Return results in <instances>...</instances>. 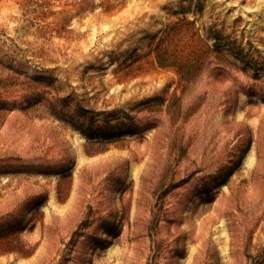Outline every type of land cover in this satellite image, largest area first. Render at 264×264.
I'll use <instances>...</instances> for the list:
<instances>
[{
  "label": "rangeland",
  "instance_id": "obj_1",
  "mask_svg": "<svg viewBox=\"0 0 264 264\" xmlns=\"http://www.w3.org/2000/svg\"><path fill=\"white\" fill-rule=\"evenodd\" d=\"M178 24L189 77L156 61ZM77 102L135 133L88 139ZM13 218L33 252L0 264H264V0H0Z\"/></svg>",
  "mask_w": 264,
  "mask_h": 264
},
{
  "label": "trees",
  "instance_id": "obj_2",
  "mask_svg": "<svg viewBox=\"0 0 264 264\" xmlns=\"http://www.w3.org/2000/svg\"><path fill=\"white\" fill-rule=\"evenodd\" d=\"M189 25L192 24V22H187ZM180 25H174L170 31H168L164 37L161 39L158 49H157V55H156V61L160 67L163 68H172L174 69L181 77H189L192 75L193 71H196V67L199 63V56L198 55H190V52H187L183 55V51L181 54H179V49H183L184 45L178 44L174 45L168 48H165V43L169 42L171 39L179 37L182 33L180 30ZM217 38H214V42L212 45H209L208 42H204L202 39L201 41L204 42V45L206 48V53L211 52L213 50H219L221 45H219V41L216 40ZM172 42V41H171ZM161 44H164L161 48ZM220 46V47H219ZM188 47V44H187ZM186 47V48H187ZM71 96H63L62 97V110L67 108L70 104ZM92 110H89L88 108H85L81 102H77L76 107L73 109V114L70 116L68 120L65 119L62 116V120L67 121V123H70L71 126L85 135L88 139H106L112 136H120V135H126V134H133L136 131V128H133V126H129L126 128H123V126H120L118 130V125H121L120 123L112 124L111 118L105 117L100 124H97V118L96 114H92ZM116 112L115 109L108 110L106 112H102L105 114H114ZM130 118V117H129ZM122 125H125L122 123ZM35 199L41 200L43 196L39 195L34 197ZM15 228L12 232H9L7 234H4L0 237V255H6V254H17L19 256H29L32 254L33 250L28 249L25 247V245L18 239V231H20V224L19 220L17 218H13ZM18 223V224H17Z\"/></svg>",
  "mask_w": 264,
  "mask_h": 264
}]
</instances>
